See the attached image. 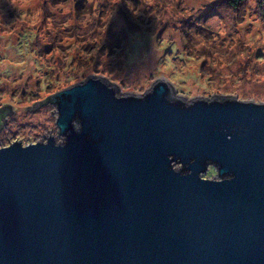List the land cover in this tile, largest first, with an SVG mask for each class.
Wrapping results in <instances>:
<instances>
[{
    "label": "water",
    "instance_id": "obj_1",
    "mask_svg": "<svg viewBox=\"0 0 264 264\" xmlns=\"http://www.w3.org/2000/svg\"><path fill=\"white\" fill-rule=\"evenodd\" d=\"M236 93L90 68L21 105L54 104L64 141L0 147V264H264V101Z\"/></svg>",
    "mask_w": 264,
    "mask_h": 264
},
{
    "label": "rangeland",
    "instance_id": "obj_2",
    "mask_svg": "<svg viewBox=\"0 0 264 264\" xmlns=\"http://www.w3.org/2000/svg\"><path fill=\"white\" fill-rule=\"evenodd\" d=\"M227 1L0 0V108H15L0 147L62 143L54 104L20 106L81 82L90 68L139 92L163 78L188 99L235 91L264 101V0Z\"/></svg>",
    "mask_w": 264,
    "mask_h": 264
},
{
    "label": "flooded vegetation",
    "instance_id": "obj_3",
    "mask_svg": "<svg viewBox=\"0 0 264 264\" xmlns=\"http://www.w3.org/2000/svg\"><path fill=\"white\" fill-rule=\"evenodd\" d=\"M9 111V108H7V107H1L0 108V125H2V123H3V120H5L7 117V115H8V112ZM11 142H14V141H8V143H7V145H9V143H11Z\"/></svg>",
    "mask_w": 264,
    "mask_h": 264
},
{
    "label": "trees",
    "instance_id": "obj_4",
    "mask_svg": "<svg viewBox=\"0 0 264 264\" xmlns=\"http://www.w3.org/2000/svg\"><path fill=\"white\" fill-rule=\"evenodd\" d=\"M227 2L228 4H230L231 7H236L241 3H244V0H228ZM46 100L49 101L50 98H47ZM176 167H177L176 169H180V166L176 165Z\"/></svg>",
    "mask_w": 264,
    "mask_h": 264
}]
</instances>
